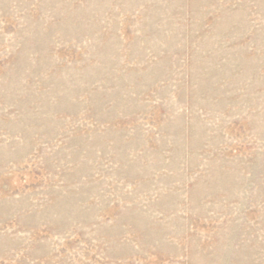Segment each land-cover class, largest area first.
Segmentation results:
<instances>
[{"label": "rangeland", "instance_id": "1", "mask_svg": "<svg viewBox=\"0 0 264 264\" xmlns=\"http://www.w3.org/2000/svg\"><path fill=\"white\" fill-rule=\"evenodd\" d=\"M0 264H264V0H0Z\"/></svg>", "mask_w": 264, "mask_h": 264}]
</instances>
